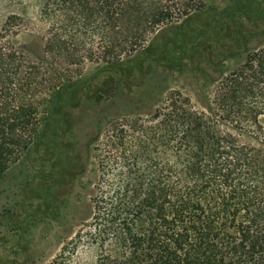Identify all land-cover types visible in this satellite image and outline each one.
<instances>
[{"label":"trees","instance_id":"16d2710c","mask_svg":"<svg viewBox=\"0 0 264 264\" xmlns=\"http://www.w3.org/2000/svg\"><path fill=\"white\" fill-rule=\"evenodd\" d=\"M34 8L46 59L16 49L23 17L9 15L0 26V178L38 124L47 81L40 62L58 78L64 63H118L198 6L36 0ZM213 95L205 111L195 110L172 90L152 115L106 123L93 148L91 222L54 264H73L80 248L93 250L94 264H264V46Z\"/></svg>","mask_w":264,"mask_h":264},{"label":"rangeland","instance_id":"374dc122","mask_svg":"<svg viewBox=\"0 0 264 264\" xmlns=\"http://www.w3.org/2000/svg\"><path fill=\"white\" fill-rule=\"evenodd\" d=\"M35 1L0 0V26L9 15L23 17L27 29L13 42L34 61L46 59ZM195 1L197 10L118 63H64L58 78L40 62L47 81L38 124L21 159L0 178V264H54L91 222L93 148L106 123L148 117L172 90L205 111L222 79L264 46V0ZM78 251L73 264H94L92 249Z\"/></svg>","mask_w":264,"mask_h":264}]
</instances>
